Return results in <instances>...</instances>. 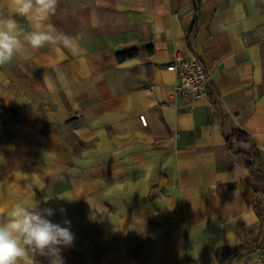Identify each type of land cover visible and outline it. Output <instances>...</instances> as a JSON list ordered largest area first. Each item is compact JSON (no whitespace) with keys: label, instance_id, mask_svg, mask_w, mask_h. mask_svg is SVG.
Instances as JSON below:
<instances>
[{"label":"crops","instance_id":"1","mask_svg":"<svg viewBox=\"0 0 264 264\" xmlns=\"http://www.w3.org/2000/svg\"><path fill=\"white\" fill-rule=\"evenodd\" d=\"M198 2L192 36V0H59L49 23L76 54L46 45L0 66V209L69 220L65 264H218L236 247L227 264H259L264 185L225 139L246 133L264 173V0ZM176 53L202 63L209 98L174 94Z\"/></svg>","mask_w":264,"mask_h":264},{"label":"clouds","instance_id":"2","mask_svg":"<svg viewBox=\"0 0 264 264\" xmlns=\"http://www.w3.org/2000/svg\"><path fill=\"white\" fill-rule=\"evenodd\" d=\"M58 4L59 0H9L13 15L0 11V66L26 55L29 48L46 45L59 55L65 49L76 54L74 38L49 23ZM15 16L25 18L32 30L26 31ZM53 214L52 208L38 209L23 202L12 204L6 212L0 209V264H40L37 257L47 258L48 264H65L62 249L71 247L75 236L71 222L54 223L49 219Z\"/></svg>","mask_w":264,"mask_h":264},{"label":"trees","instance_id":"3","mask_svg":"<svg viewBox=\"0 0 264 264\" xmlns=\"http://www.w3.org/2000/svg\"><path fill=\"white\" fill-rule=\"evenodd\" d=\"M195 16L194 23L191 30V35L194 36L198 30V12H199V2L198 0H192ZM137 55V51L134 48H128L116 54V58L119 62L126 61ZM210 86L208 85V98L210 96ZM14 118V116L12 117ZM226 148L228 153L234 158L243 162L244 167L249 171L250 178L248 179V184L257 194L261 193V189L258 185H264V173L258 170L256 163L261 160V154L251 140V138L244 133L242 130H234L232 134L225 139ZM244 250L241 247H236L233 249H222L216 253V261L218 264H227L230 259L236 258L238 255L242 254Z\"/></svg>","mask_w":264,"mask_h":264},{"label":"built area","instance_id":"4","mask_svg":"<svg viewBox=\"0 0 264 264\" xmlns=\"http://www.w3.org/2000/svg\"><path fill=\"white\" fill-rule=\"evenodd\" d=\"M166 70L176 75L174 94L176 96H191L194 100H202L208 96V74L202 63L190 54H174ZM142 125L146 124L144 117H140ZM258 263L264 264V248L259 253Z\"/></svg>","mask_w":264,"mask_h":264}]
</instances>
